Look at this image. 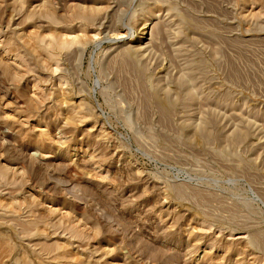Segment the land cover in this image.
<instances>
[{"label":"rangeland","instance_id":"obj_1","mask_svg":"<svg viewBox=\"0 0 264 264\" xmlns=\"http://www.w3.org/2000/svg\"><path fill=\"white\" fill-rule=\"evenodd\" d=\"M0 264H264V0H0Z\"/></svg>","mask_w":264,"mask_h":264}]
</instances>
